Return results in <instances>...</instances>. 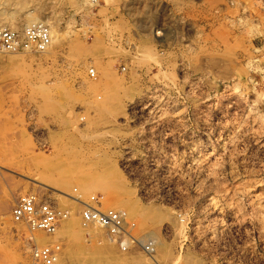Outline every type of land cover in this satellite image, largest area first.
Returning a JSON list of instances; mask_svg holds the SVG:
<instances>
[{
	"label": "rangeland",
	"instance_id": "rangeland-1",
	"mask_svg": "<svg viewBox=\"0 0 264 264\" xmlns=\"http://www.w3.org/2000/svg\"><path fill=\"white\" fill-rule=\"evenodd\" d=\"M34 22L44 52H0V264L34 242L62 264H264V0H0V26ZM30 192L70 210L62 237L13 214ZM91 195L127 211V248L105 229L90 250Z\"/></svg>",
	"mask_w": 264,
	"mask_h": 264
},
{
	"label": "built area",
	"instance_id": "built-area-1",
	"mask_svg": "<svg viewBox=\"0 0 264 264\" xmlns=\"http://www.w3.org/2000/svg\"><path fill=\"white\" fill-rule=\"evenodd\" d=\"M51 44L50 28L43 22L29 24L19 32L8 26H0V52H21L23 50L45 51ZM90 74L94 75L93 69ZM97 202L95 197L91 202L85 203L82 216L85 222L93 223L106 228L111 234L129 237L125 215L114 209L102 210L94 205ZM13 214L22 219L30 230H42L48 234L57 231L65 212H59L49 201H40L33 193L21 195L15 206ZM122 248H127L126 241L119 242ZM61 246L59 243L38 244L33 243L30 250L31 264H56L60 256Z\"/></svg>",
	"mask_w": 264,
	"mask_h": 264
},
{
	"label": "bare ground",
	"instance_id": "bare-ground-1",
	"mask_svg": "<svg viewBox=\"0 0 264 264\" xmlns=\"http://www.w3.org/2000/svg\"><path fill=\"white\" fill-rule=\"evenodd\" d=\"M22 52V51H21ZM42 52H44V51H42ZM75 191V190H74ZM76 192H77V190H76ZM61 193H62V191H61ZM63 194L65 195V196H69V197H71L72 199H73V201H75V202H79V200H78V198H76V197H73V196H71L70 194H68V193H66V192H63ZM63 195V196H64ZM91 197H92V195H91ZM90 197V198H91ZM94 197V196H93ZM66 198V197H65ZM82 198V197H81ZM100 198V197H99ZM91 200V199H90ZM99 201V200H98ZM98 203V202H97ZM118 203V202H117ZM125 203V202H124ZM71 204V203H70ZM69 204V205H70ZM77 204V203H76ZM119 205H120V202H119ZM8 206V205H7ZM71 206V205H70ZM79 206H81L80 204H79ZM117 206V205H116ZM130 206V205H129ZM69 207V206H68ZM123 207V206H122ZM80 208V207H79ZM58 209V208H57ZM113 209V208H112ZM106 210V209H105ZM115 210V209H114ZM129 210V209H128ZM65 211V210H64ZM70 211V210H69ZM69 211H67V212H69ZM117 211H121V212H123L124 213V215H125V220L127 219V214H126V212H124V210H121V209H119V210H117ZM66 212V213H67ZM79 212V211H78ZM130 212H131V210H130ZM129 212V213H130ZM76 213V212H75ZM73 214V213H72ZM75 215V214H74ZM133 215V214H132ZM130 216V215H129ZM128 216V217H129ZM74 218L76 217V218H78L77 216H73ZM73 217H70V215H69V218L67 219V221L65 222V228H64V232L66 233L65 234V236L67 235V237H68V239L66 240V242L68 241V243L70 242L71 244H74V242H76V241H79V239H80V235L77 233V231H76V227L78 226V227H80L79 225H81V223H79L80 222V220H76V219H74ZM72 218V219H71ZM64 219V218H63ZM79 221V222H78ZM83 221V220H82ZM81 221V222H82ZM127 221V220H126ZM84 222V221H83ZM85 223V222H84ZM91 226H95V230H94V232H92L91 234H90V237H92L93 238V240H90V241H92L93 243H95L97 240H96V238H98L97 236H99V238H100V236H102V235H104V230L106 229V228H104V227H101V226H98V225H96V224H93V223H89ZM85 225V224H84ZM81 228H84V227H82V225H81ZM86 228V227H85ZM91 228H94V227H91ZM90 228V229H91ZM100 228V229H99ZM59 228H57V231L54 233V234H48V233H46V234H48V236L49 235H59V232H60V230H58ZM79 231V230H78ZM83 231V230H82ZM88 231H90V230H88ZM39 233L40 232H44V231H42V230H39L38 231ZM89 233V232H88ZM110 233V232H109ZM83 235V234H82ZM89 235V234H88ZM117 234H109V237H110V239L107 241L106 240V242L105 243H107L108 242V245L110 244V245H112V241L114 242V241H116V236ZM59 236H61V235H59ZM58 236V237H59ZM106 236V235H105ZM62 237V236H61ZM84 237V236H83ZM120 237V240H122L123 239V241H126V244H131L129 241V239H128V237H125V238H123V236L121 237V236H119ZM85 238H87V236L85 237ZM98 238V239H99ZM107 238V237H106ZM105 238V239H106ZM56 239H57V236H56ZM83 239V238H82ZM52 240V239H51ZM55 240V239H54ZM53 240V241H54ZM111 240V241H110ZM58 241V240H57ZM59 241L60 242H62V239L60 240L59 239ZM90 241H88L89 243H92V242H90ZM85 242H87L86 240H85ZM98 242V241H97ZM50 243V242H49ZM48 243V244H49ZM52 243V242H51ZM79 243V242H78ZM82 243V242H81ZM70 244V245H71ZM83 244H84V242H83ZM99 244V243H98ZM97 244V245H98ZM113 244H115V242L113 243ZM68 245V244H67ZM76 245V244H75ZM81 246H82V244H80ZM85 245V244H84ZM91 245H93V244H91ZM96 245V243L94 244V246H92L91 248H90V250L92 249L93 250V254L94 255H97V254H100V253H102L103 251H104V249H106V250H108V249H111L112 247L111 246H106L107 244H105V246L106 247H97V246H95ZM101 245V244H100ZM100 245H98V246H100ZM90 246V245H89ZM113 246V245H112ZM120 246H121V244H120ZM75 247V246H74ZM79 247V246H78ZM86 247H87V245H86ZM77 248V247H76ZM75 248V249H76ZM84 248V247H83ZM67 249V248H66ZM70 249H72V248H70ZM74 249V250H75ZM80 249H82V248H80ZM65 250V249H64ZM69 250V249H68ZM83 250V249H82ZM86 250V249H85ZM90 250H88V251H90ZM66 252H67V250H65ZM108 251H110V250H108ZM112 251V250H111ZM64 251H63V249H61V251H60V256H59V259H58V261H57V263L56 264H62L63 262H64V257L63 256H65L64 254ZM77 253V252H76ZM83 253H88V252H83ZM90 253V252H89ZM69 256H72V254H73V251H69ZM82 254V253H81ZM80 255V254H79ZM91 255V254H90ZM90 255H89V257H90ZM101 255V254H100ZM131 255V254H130ZM77 256H78V254H77ZM65 257H67V256H65ZM85 257H87V256H85ZM100 257V256H99ZM79 258H81V257H79ZM90 259H91V257H90ZM66 260H68L67 258H66ZM65 260V261H66ZM72 260H76V259H73V257H72ZM82 260V259H81ZM67 262V261H66ZM72 262V261H71ZM85 262V261H84ZM65 263V262H64ZM67 263H69V262H67ZM72 263H74V262H72ZM89 263V262H88ZM71 264V263H70ZM84 264V263H83Z\"/></svg>",
	"mask_w": 264,
	"mask_h": 264
}]
</instances>
